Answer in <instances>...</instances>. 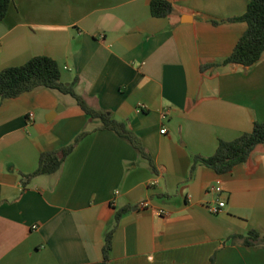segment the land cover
<instances>
[{
    "label": "crops",
    "instance_id": "obj_1",
    "mask_svg": "<svg viewBox=\"0 0 264 264\" xmlns=\"http://www.w3.org/2000/svg\"><path fill=\"white\" fill-rule=\"evenodd\" d=\"M152 1L14 0L0 22V72L54 59L63 83L77 78L91 107L126 123L155 168L64 94L0 100V264H103L121 209L111 264H264V248L239 239L264 234V144L230 173L192 168L264 123V55L221 65L248 27L227 20L250 0H168L164 18ZM84 132L57 173L23 177Z\"/></svg>",
    "mask_w": 264,
    "mask_h": 264
},
{
    "label": "trees",
    "instance_id": "obj_2",
    "mask_svg": "<svg viewBox=\"0 0 264 264\" xmlns=\"http://www.w3.org/2000/svg\"><path fill=\"white\" fill-rule=\"evenodd\" d=\"M14 0H0V22L5 20ZM153 17L164 18L173 12L172 4L168 0H153L151 2ZM228 22H243L247 24V30L240 38L233 53L221 65L240 64L246 67L256 65L264 55V0H250L245 14L231 18ZM217 24L216 22H214ZM220 64L211 66L217 67ZM62 71L59 64L47 56H37L18 67H10L0 72V100L14 99L24 93L31 92L39 87L57 91L69 95L75 99L82 111L93 120L102 124V129L116 132L121 138L129 142L144 158L151 168L154 164L146 153L142 144L133 132L128 129L126 123L115 119L112 114L91 107L86 99L79 95L75 88L78 83L76 78L69 85L62 81ZM88 133L84 132L75 139L73 144L64 148L61 153H43L38 169L30 175L23 177L31 180L40 175L55 174L60 169L64 159L74 150L78 142ZM264 144V123L254 122L253 129L239 138L227 142L220 141L216 153L211 157L197 156L193 160V169L203 166L214 170L217 174L230 173L241 164H245L258 145ZM121 209L115 216V227L105 234L103 248V264H111L110 253L112 250L113 233L121 217L126 213ZM238 237H235L237 239ZM245 247L264 248V234L251 231L245 237H239Z\"/></svg>",
    "mask_w": 264,
    "mask_h": 264
},
{
    "label": "built area",
    "instance_id": "obj_3",
    "mask_svg": "<svg viewBox=\"0 0 264 264\" xmlns=\"http://www.w3.org/2000/svg\"><path fill=\"white\" fill-rule=\"evenodd\" d=\"M33 117H34V115L31 114V115H30V118H31L30 120H33ZM161 133H162V134H165V133H166V129H163V130L161 131ZM212 191H213V192H216V189L214 188V189H212ZM150 206H151V205H150V202H149V201H142V202L139 204V207L142 208V209L150 208ZM224 207H225V203L220 202L218 208H212V209H210V211H211L213 214H217V213L219 212V209L224 208ZM161 213H165V212H161Z\"/></svg>",
    "mask_w": 264,
    "mask_h": 264
},
{
    "label": "rangeland",
    "instance_id": "obj_4",
    "mask_svg": "<svg viewBox=\"0 0 264 264\" xmlns=\"http://www.w3.org/2000/svg\"><path fill=\"white\" fill-rule=\"evenodd\" d=\"M65 96H67V99H66V100H69L70 102L75 103V99H73V98L70 97L69 95H65Z\"/></svg>",
    "mask_w": 264,
    "mask_h": 264
}]
</instances>
